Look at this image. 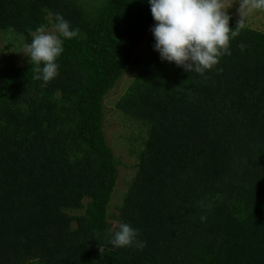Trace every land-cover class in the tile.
<instances>
[{
  "label": "trees",
  "instance_id": "1",
  "mask_svg": "<svg viewBox=\"0 0 264 264\" xmlns=\"http://www.w3.org/2000/svg\"><path fill=\"white\" fill-rule=\"evenodd\" d=\"M57 14L79 35L55 79L0 64V264H264V32L246 26L201 76L161 59L148 0H0V31L20 49ZM136 66L116 108L137 163L109 215L103 101ZM121 223L143 250L109 243Z\"/></svg>",
  "mask_w": 264,
  "mask_h": 264
},
{
  "label": "clouds",
  "instance_id": "2",
  "mask_svg": "<svg viewBox=\"0 0 264 264\" xmlns=\"http://www.w3.org/2000/svg\"><path fill=\"white\" fill-rule=\"evenodd\" d=\"M148 3L156 21L151 29L154 48L161 59L201 76L218 65L222 56L231 55L230 41L246 27V17L255 10H264V0H239V19L234 21L227 11L232 5L226 6L223 0H148ZM55 21L53 32L40 25L31 33V43L23 44V53L36 66L35 79L45 83L59 75L56 61L64 51V39L79 35V29L73 30L63 15L57 14ZM229 22H235L236 26L230 27ZM240 47L243 50L245 45ZM205 219L201 216L202 222ZM139 236L138 229L121 223L109 243L117 248L143 250L146 243ZM98 250L101 255L105 253L101 244Z\"/></svg>",
  "mask_w": 264,
  "mask_h": 264
},
{
  "label": "rangeland",
  "instance_id": "3",
  "mask_svg": "<svg viewBox=\"0 0 264 264\" xmlns=\"http://www.w3.org/2000/svg\"><path fill=\"white\" fill-rule=\"evenodd\" d=\"M223 2L226 6L232 5L227 11L232 17L231 19L237 21L239 19L237 13L239 0H223ZM246 26L264 32V10H255L250 13L246 17ZM47 30L53 32L55 29L51 27ZM10 32V30L0 31V64L6 67H10L12 64L22 66L28 61L27 56L23 53V46L17 49V45H9ZM18 42L24 43L22 40ZM143 52L144 43L142 42L136 47L134 55ZM138 67H134L129 74H125L118 80L115 87L107 93L103 101V133L109 147L121 162L118 166L116 186L108 207L109 215L117 214L116 206L120 204L123 198L127 184L134 175V165L137 163V158L131 151L137 148L138 143L134 139L140 136L139 127L116 108V102L134 78ZM113 224H116V222L113 221Z\"/></svg>",
  "mask_w": 264,
  "mask_h": 264
}]
</instances>
